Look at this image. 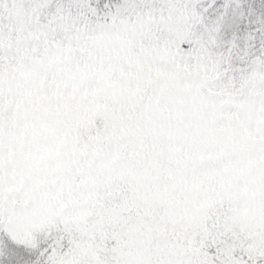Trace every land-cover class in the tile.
I'll return each mask as SVG.
<instances>
[{
	"label": "snow or ice",
	"instance_id": "snow-or-ice-1",
	"mask_svg": "<svg viewBox=\"0 0 264 264\" xmlns=\"http://www.w3.org/2000/svg\"><path fill=\"white\" fill-rule=\"evenodd\" d=\"M0 264H264V0H0Z\"/></svg>",
	"mask_w": 264,
	"mask_h": 264
}]
</instances>
